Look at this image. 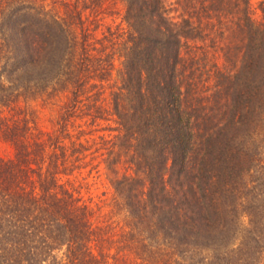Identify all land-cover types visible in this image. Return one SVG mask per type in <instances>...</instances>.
Returning a JSON list of instances; mask_svg holds the SVG:
<instances>
[{"label":"trees","instance_id":"1","mask_svg":"<svg viewBox=\"0 0 264 264\" xmlns=\"http://www.w3.org/2000/svg\"><path fill=\"white\" fill-rule=\"evenodd\" d=\"M108 1L0 0V264H264V0L259 21L250 0H121L98 37ZM29 99L62 101L55 129ZM95 153L124 169L117 224L65 187Z\"/></svg>","mask_w":264,"mask_h":264},{"label":"rangeland","instance_id":"2","mask_svg":"<svg viewBox=\"0 0 264 264\" xmlns=\"http://www.w3.org/2000/svg\"><path fill=\"white\" fill-rule=\"evenodd\" d=\"M263 0H250L252 17L259 21L263 18L261 11ZM100 9L98 15H93L92 21H86V24L90 29H94V32L99 36L102 33H107V29H115L120 27H125V22L121 21L124 6L121 0H109L105 2L102 6H98ZM88 10H86V13ZM121 58L119 59L116 55L114 57V68L112 71V79H116L120 68H121ZM27 115L32 118L34 126L42 132H51L56 127V121L60 114V109L62 106V101L58 99H29L23 104ZM87 119V118H85ZM84 120L81 121V123ZM87 120L84 136L94 137L95 141L102 144V140L98 136L103 137V139H111L112 135L116 132L109 130L110 127H115V123L112 120L108 121H98L95 123H89ZM104 143H106L104 141ZM108 143L105 144V146ZM103 152V150H100ZM100 153V152H99ZM99 153H95L96 155ZM0 156L8 159L14 156V150L10 143L5 140L0 134ZM107 154L102 156H93V159L89 160L88 165H82L83 168L75 170L72 175L69 176L68 181L65 183V187L69 188L73 195L77 198L79 203L87 207L90 212L91 221L93 224H103V223H113L117 224L121 222V216L116 213L114 208V202L117 198V193L113 188V179L117 175H121L124 169L122 168V163L115 165V169L118 174L110 173L106 167L103 158ZM120 225V224H119Z\"/></svg>","mask_w":264,"mask_h":264}]
</instances>
